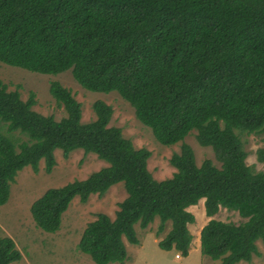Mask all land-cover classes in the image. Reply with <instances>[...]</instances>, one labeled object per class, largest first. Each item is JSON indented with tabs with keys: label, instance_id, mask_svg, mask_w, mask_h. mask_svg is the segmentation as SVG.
Here are the masks:
<instances>
[{
	"label": "trees",
	"instance_id": "obj_1",
	"mask_svg": "<svg viewBox=\"0 0 264 264\" xmlns=\"http://www.w3.org/2000/svg\"><path fill=\"white\" fill-rule=\"evenodd\" d=\"M0 63L42 75L70 71L83 89L116 92L163 146L182 143L169 164L171 178L156 181L148 171L151 153L136 149L109 127L110 106L92 105L95 120L81 122V104L71 91L52 82L50 95L65 112L56 121L33 111L34 94L21 100L0 80V207L25 167L34 173L44 162L51 173L54 153H93L107 167L84 180L46 190L30 207L35 226L57 233L73 199L86 203L122 183L126 198L111 219L98 214L87 224L78 250L94 264H124L125 241L137 246L135 227L158 219L163 251L187 256L195 217L187 209L203 200L204 213L235 211L240 224L210 219L200 231V252L220 264L251 262L264 248V172L246 165L240 135L264 134V0H0ZM195 132L211 148L210 160L196 165L183 143ZM264 164V149L257 151ZM21 254L11 238H0V264Z\"/></svg>",
	"mask_w": 264,
	"mask_h": 264
},
{
	"label": "rangeland",
	"instance_id": "obj_2",
	"mask_svg": "<svg viewBox=\"0 0 264 264\" xmlns=\"http://www.w3.org/2000/svg\"><path fill=\"white\" fill-rule=\"evenodd\" d=\"M0 80L7 86L8 91L17 90L20 98L26 101L30 94H34L35 105L33 111L52 116L56 121L65 117L64 110L59 107L49 92L52 82L59 83L71 91L75 100L81 104V122L89 123L95 120L92 105L102 101L112 109L109 127L122 130V135L129 139L136 149H146L151 153L147 162L148 171L156 181L171 178L175 169L169 164L171 156L179 153L182 143L172 146L159 144L151 130L143 126L135 117L133 108L116 92L94 93L83 89L72 78L71 72L59 75H42L0 63ZM0 135L12 140H26L19 133H9L5 124L0 122ZM243 149L246 153V165L252 171L264 172V164L257 160V151L264 149V134L240 135ZM183 143L189 145L195 156L197 166L203 161L210 160L214 166L220 167L211 148L200 146L195 139V132L188 135ZM56 165L51 173L44 171V162L39 163L38 173L30 167L22 169L11 184L10 198L7 204L0 207V238H11L21 254V260L15 264H94L91 259L82 254L77 244L87 224L92 222L98 214H105L111 219L118 210V204L127 194L122 183L112 186L102 197L92 195L86 203L73 199L67 211L62 216L60 230L55 234L45 233L38 229L31 217L30 207L46 190L59 188L68 183L86 179L93 172L107 167L108 164L99 160L95 154H84L78 149L64 158L60 150L54 153ZM195 217V222L188 225L192 234V242L187 256L175 250L163 251L158 242L164 238L170 229L167 222L165 229L157 233L158 219L154 220L146 229L135 227L139 245H130L125 241L128 260L124 264H220L203 256L200 252V231L210 219L222 222L240 224L246 220L235 211L220 208L212 218L205 215L203 200L196 206L187 209ZM258 254L251 262L237 264H264L263 244L256 243Z\"/></svg>",
	"mask_w": 264,
	"mask_h": 264
}]
</instances>
